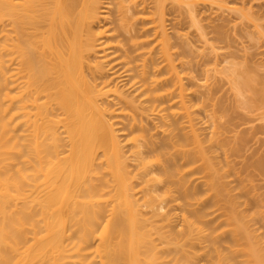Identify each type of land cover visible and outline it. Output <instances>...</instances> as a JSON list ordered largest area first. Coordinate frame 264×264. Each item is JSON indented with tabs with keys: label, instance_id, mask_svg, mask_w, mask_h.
<instances>
[{
	"label": "bare ground",
	"instance_id": "bare-ground-1",
	"mask_svg": "<svg viewBox=\"0 0 264 264\" xmlns=\"http://www.w3.org/2000/svg\"><path fill=\"white\" fill-rule=\"evenodd\" d=\"M169 1L192 20L203 6L0 0V264H264L175 59ZM234 71L236 100L263 107Z\"/></svg>",
	"mask_w": 264,
	"mask_h": 264
},
{
	"label": "rangeland",
	"instance_id": "rangeland-1",
	"mask_svg": "<svg viewBox=\"0 0 264 264\" xmlns=\"http://www.w3.org/2000/svg\"><path fill=\"white\" fill-rule=\"evenodd\" d=\"M200 1L203 2V8L199 6V12L202 11L201 14L197 13L195 20L187 12H182L183 8L182 11L177 10L180 6L173 4L174 2L169 1L172 6L171 3L167 4L169 15L180 18L176 26L169 24L175 52L173 55L177 58L176 61L181 58L179 67L185 75V82L196 88L193 99L199 106L197 112L204 128L206 127V135L211 134L213 127L210 125L214 124L222 133L220 140L223 146L219 149V165L222 166L225 179L233 180L230 184H237L232 193L236 194L250 227L256 234L264 237V206L247 205L254 193H260L264 198V170L258 166V160L264 158V103L263 107L258 106L260 109L257 107L258 110L250 105L251 110L255 109L251 112L250 107L241 104V97H238L240 101L236 100V90L232 88L234 86H231L230 78L232 71L237 72L234 71L236 74L233 75L242 72V77L240 73L238 77L243 81L248 79L245 81L247 85L251 86L253 83L252 91L246 85V89H250L248 95L250 92L254 95L256 89L264 87V17L256 19V12L264 13V0H241L250 4L254 1L253 6L248 3L244 8V3L239 4V0ZM176 31L180 33L179 36L175 35ZM228 72L231 73L230 77L227 76ZM251 77L255 79L254 82L251 79L252 82L249 83ZM258 78L263 81H258ZM209 88L213 89L210 91ZM261 88L255 94L264 90ZM169 208L166 205L165 209ZM174 222L178 224L177 227H181L179 218ZM228 240L229 237H225L223 241L226 243ZM206 257L208 256L204 255L202 261Z\"/></svg>",
	"mask_w": 264,
	"mask_h": 264
}]
</instances>
